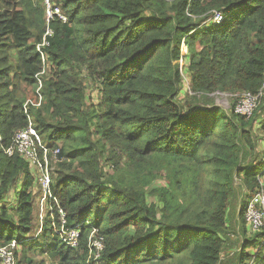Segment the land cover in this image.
<instances>
[{"label": "trees", "instance_id": "trees-1", "mask_svg": "<svg viewBox=\"0 0 264 264\" xmlns=\"http://www.w3.org/2000/svg\"><path fill=\"white\" fill-rule=\"evenodd\" d=\"M50 4L51 18L45 0H0V248L21 246L19 264H34L29 252L50 264H221L235 182L251 197L264 184V160L246 164L264 118V0ZM261 91L251 118L235 113L239 95ZM217 93L233 98L230 114ZM31 121L44 144L63 142L60 159L78 162L63 163L68 171L50 185L64 227L79 235L75 248L52 221L33 236L40 184L17 144ZM47 205L59 225L57 204ZM91 236L103 243L97 262L88 260ZM238 258L264 264V231L245 239Z\"/></svg>", "mask_w": 264, "mask_h": 264}, {"label": "rangeland", "instance_id": "rangeland-1", "mask_svg": "<svg viewBox=\"0 0 264 264\" xmlns=\"http://www.w3.org/2000/svg\"><path fill=\"white\" fill-rule=\"evenodd\" d=\"M50 2V0H49ZM182 52H185V48L182 47ZM183 89H182V93L180 94V101L182 104H185L186 101L188 99V94L186 92V87L187 84L189 82V78L187 76H185L184 70L185 67L187 65V61H183ZM90 86V85H89ZM93 93L95 99L97 98V91H91L89 90V93L87 94H91ZM215 105L226 110L229 114L232 111L233 108V98L230 95H223V94H215L212 95ZM31 126L32 129L30 131H32V133L34 134H38L36 127L33 124V121H31ZM253 133L255 135V137L258 139L257 141V150L256 152L250 154L247 156V160H246V164H252L255 161L260 162L258 160L263 159L264 160V118L263 119H259L254 123V127H253ZM23 135V134H20ZM25 139V141H22L21 143V147L24 150L23 156L27 159H29L30 162H32L31 156L35 157L34 153H36L38 156V160L42 161L45 158L47 159V167H48V171H49V176H50V185L53 183V180H56L57 176H58V171L60 170H64V171H68L66 168H62V164L68 162L69 163V167H76L78 165V162L76 159H60L58 157L57 150H60L59 148L63 145L61 141H59L58 147L57 149H53L52 146L48 143L44 144L43 141L40 139L39 137V143L36 141V138L33 139H29V137L23 138ZM33 140V141H32ZM48 146L50 148H48ZM72 147H74V145H71ZM28 147V148H26ZM44 148V149H42ZM52 148V149H51ZM39 149L42 150V155H40L39 153ZM6 154H12L11 153L6 152ZM264 162V161H262ZM33 163V162H32ZM35 166V165H34ZM35 176L37 178V183L40 184V177H41V172L40 169L35 167ZM107 170V167L105 169ZM203 174V173H202ZM106 177L110 176L111 173L108 171L107 173L105 172ZM204 176V174L202 175ZM23 180V178H22ZM19 182V181H18ZM17 183V182H16ZM15 187V185H14ZM43 186H39L37 190L35 189V195H36V201H35V206H36V214H35V227L33 229V236L37 237L39 235L42 234L43 231V226H45V220L47 221H52V225L55 227V233L58 234L60 240H62L65 244L71 246L70 244H68L67 242H69L70 239V235H73L72 231H68L66 228H64L63 230V225L65 224L64 219L61 217V215L59 216V222L60 224H56L54 217H48V215L51 212V209H49L48 201H42L43 197H44V192H43ZM235 190H236V196L235 198L231 201L230 206H229V213H228V224H227V228L226 230L223 232V238L225 240V248H224V253H223V259H222V263L221 264H237L238 262V257L240 254V251L242 249L243 243L245 241L246 238L248 239H254V237L257 234L252 233L248 227H246V229H244L245 227L243 225H240L238 223V213L240 211V208L242 206L243 201H245V203L247 204V202L249 201L251 195L250 192L242 185L241 181L237 180L235 182ZM16 191H18V188L16 187ZM18 192L14 193V195H11L12 197H15ZM56 196V195H55ZM57 197V196H56ZM58 199V198H57ZM245 204V205H246ZM6 207V206H5ZM53 227V228H54ZM60 227V230H58V228ZM245 232V234H243ZM230 234V235H229ZM79 236V235H78ZM252 237V238H250ZM100 239H97L96 237L92 238L89 237V258L88 260L93 261V262H97L98 258H97V253H98V247L97 246V242ZM78 245V237H77V242L74 246L72 247H77ZM11 248L13 250V252L15 253V262L14 264H19V263H23L24 258H23V251L21 246H18L17 243H15L14 241L11 242L10 245H7L5 247H1L0 248V264H6L5 259H4V249L5 248ZM93 249H95V251H93ZM249 252L254 254L255 250L254 249H249ZM40 252H37L34 254V252H29L26 253V257L31 258L34 262V264H50V261L46 258V256L39 254ZM3 262H2V259ZM98 264V263H97Z\"/></svg>", "mask_w": 264, "mask_h": 264}, {"label": "built area", "instance_id": "built-area-1", "mask_svg": "<svg viewBox=\"0 0 264 264\" xmlns=\"http://www.w3.org/2000/svg\"><path fill=\"white\" fill-rule=\"evenodd\" d=\"M45 4H46V8H47V14L48 17L51 18L53 16V10L51 9V4L49 2V0H45ZM56 14L63 19L64 21H66V18H64L59 10H56ZM215 21L220 22L222 20V16L219 13L215 14L214 17ZM48 36H52V32L48 29L47 33L45 34V37L43 39L42 44L38 45V50L40 51L42 47H46L48 46V42H47V37ZM183 61L180 62L179 67H180V71L181 74L183 76ZM43 73L37 74L36 75V79L38 81V87L36 89V95L39 97V101H41L42 96H41V88H42V82L40 80L41 75ZM218 94V93H217ZM262 91L260 93H258L257 95L251 94V93H243L240 96V100L238 102V104L235 107V113L245 116L247 117V119L251 118L253 116V113L255 112L257 106H258V102L262 96ZM238 96V97H239ZM29 105H34L30 100L26 101L24 104V111L25 113H27L28 111V106ZM36 106H40V104H37ZM32 129V126L30 124L29 128L26 131L21 132L20 134L23 135H18V139H17V144H18V148H19V153H23L24 150L21 147V143L22 141H25L26 137H29V139H33L36 138V141L39 143V137L37 134L32 133V131H30ZM33 141V140H32ZM28 148V147H26ZM44 149V148H42ZM9 153H11V150L9 151ZM57 155L60 154V151L57 150ZM23 155V154H22ZM35 157L31 156V161L33 162V164L40 169L41 172V177H40V186H43V192H44V197L42 199V201H48L49 202H53L57 204V207L59 209V213L61 214V217L64 219L65 222V214L63 212V210L60 208L59 206V202L57 197L55 196V194H53L51 192V188H50V176H49V171H48V167H47V159L45 158L42 161L38 160V155L36 153H34ZM28 159V158H27ZM29 160V159H28ZM246 209H245V213H244V217L246 220V224L248 229L252 232V233H261L264 231V184L261 185L260 190L257 191V193H255L250 200L248 201V203L246 204ZM64 225H63V230H64ZM73 235H70V239L69 242H67L68 244H70L71 246H74L77 242V237H78V233L76 231H72ZM97 246L98 247V253H97V258L99 259L100 257V252L103 249V243H102V239H100L97 242ZM4 255V259L6 264H14L15 262V253L13 252V250L9 247L4 249L3 252ZM2 259V258H1ZM3 262V259H2Z\"/></svg>", "mask_w": 264, "mask_h": 264}]
</instances>
